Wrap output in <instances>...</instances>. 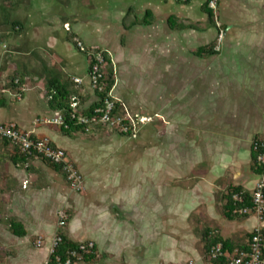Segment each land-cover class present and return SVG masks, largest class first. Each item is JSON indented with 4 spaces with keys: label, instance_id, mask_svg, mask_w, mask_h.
I'll return each mask as SVG.
<instances>
[{
    "label": "crops",
    "instance_id": "1",
    "mask_svg": "<svg viewBox=\"0 0 264 264\" xmlns=\"http://www.w3.org/2000/svg\"><path fill=\"white\" fill-rule=\"evenodd\" d=\"M17 2L16 12L23 8L30 12L26 18L28 21L23 22L25 27L23 35L27 34L31 42L38 40V59L43 65L57 67L64 80L83 81L85 101L82 109L90 108L97 101V96L90 87L89 71L88 76L85 73L76 75L79 68L74 62L75 57L83 53L76 50L68 40L61 42L57 36L61 30L66 31V27L72 28L86 48L104 47L101 50L105 51L111 60L108 69L111 71L112 67L115 69L114 90L115 88L117 90L120 84L119 70L123 68L121 64L116 63L115 54L120 53L121 49L116 40L113 44L111 42V45H106V22L109 19L112 21L119 19L123 29L129 31L124 24L129 10L127 12L122 10L116 18L111 14L107 16L106 13L102 20L92 21L81 20L66 12L61 14V11L69 10L70 7L59 0ZM190 5H182L181 11L177 13L171 10L162 11L157 7L155 10L147 9L137 14L139 19H142L146 11L151 10L155 19L150 26H134L137 33L133 35L129 44L130 55L122 52L127 60L131 59V64L134 60L136 65L134 68L138 67L145 54L141 51L144 40L139 39L140 36H144L145 33L150 36L155 29L162 45L168 48L167 53L172 33L179 32L181 37L189 38L187 41L194 35L196 39L194 43L198 44L194 50L210 45L216 40L217 30L207 28L208 16L204 12V19L192 15ZM218 10V23L221 20L227 32L222 51L220 50L218 55L200 58L195 56L192 50L196 58L202 61L210 59L212 63L214 62L213 65L192 67L194 79L199 76L200 85L196 82L194 114L196 119L200 118L206 126L217 122L226 123L222 126L227 130L228 136L223 138L226 141L217 146L218 142L212 141L213 135L210 136L197 127L196 144L201 141L204 145L210 144L211 147L206 150L208 157L206 163L200 162L193 166L186 161L188 150L180 146L176 148L175 142L172 145L171 134L163 139L161 159L155 157L158 150L154 146L140 148L158 137L155 133L157 125L154 123L146 126V132L142 135L139 132H132L133 134L127 137L106 130L112 135L104 136L98 134L100 130L90 129L73 138L61 135L58 127L45 124L41 119L33 122L32 129L20 128L18 125L20 130L39 138H48L55 147L65 150L68 159L76 164L80 173L82 171L79 164H84L82 169L86 173L82 175L85 178V190L73 191L63 174L48 167L40 158L34 159L30 164L16 165L10 160L14 152L13 146L0 144V252H2L0 259L6 258L4 264H46L57 237L58 214L61 210L71 212L72 217L67 227L70 240L80 244L93 242L95 245L96 260L93 263L79 264H187L190 260H194L196 264H214L205 249L201 236L203 230H213L222 238L239 245H247L249 236L257 228L264 230V221L255 215L243 221L225 218L232 225L230 227L223 225L221 219L224 217L220 211L222 201H219L220 195L226 193L229 184L241 186L252 193L259 177L253 171L252 150L256 138L264 141V0H221ZM54 11L59 13L55 14ZM172 17H177L179 23L195 26L205 24L204 27L198 26L204 30H172L170 26ZM15 18L18 22L22 20ZM95 27H100L103 32L101 36L97 35ZM10 35L14 34H10L9 31L0 34V43L6 41ZM94 36L98 37V40L93 41ZM145 39L147 42L150 41L147 37ZM96 44L100 47H96ZM17 45L14 49L17 53L15 59L9 58L6 65L0 66L1 84L8 82L7 79L16 69V65L24 64L17 60L18 57L28 60L35 53L31 50V53L26 55V52L22 53L20 49L23 43L19 42ZM113 50L116 52L113 53ZM47 60L51 65L45 62ZM170 70L171 67H167L166 81L170 80ZM39 71L40 67L38 81L45 84V77H41ZM177 72L186 75L189 71L187 72L185 67H179ZM85 77L88 80L85 81ZM28 82H31L29 78L26 85ZM210 84L213 91L209 94L208 101L211 109L199 111L197 104L203 100L202 91ZM236 91L246 93L245 97L238 98ZM205 97L208 98L207 95ZM118 102L123 110L121 100ZM48 109L56 115L54 117L60 115L49 105ZM121 114L123 115V111ZM177 114L173 117L181 124L183 116L189 113L186 109L184 115H180L182 112ZM9 121L6 124L13 123ZM45 125H49L48 129L44 127ZM144 134L145 139L142 137ZM83 135H95L96 138H91L93 140L86 144L80 139ZM181 135L185 137L184 133H180L179 138L177 137L178 143L185 140ZM122 137L137 140L135 142L137 145L130 148L128 144L120 141ZM130 149L140 152L136 162L132 164L135 167L133 171L136 172L132 175L122 173V169L117 168L119 164L127 166L126 163L132 161L123 157L129 154ZM146 154L147 161L144 160ZM199 165L209 167V173L203 177V181L191 184L190 176L196 172ZM109 169L114 170L113 174H109ZM228 172H231V175L228 174L230 177L226 180ZM141 174L143 179L139 177ZM42 205H48L47 219L41 211ZM50 217L53 220L46 222ZM12 221L22 225L25 231L23 237L16 236L11 231ZM5 239L10 240V244H7ZM40 239L42 246L38 247L36 244Z\"/></svg>",
    "mask_w": 264,
    "mask_h": 264
},
{
    "label": "rangeland",
    "instance_id": "2",
    "mask_svg": "<svg viewBox=\"0 0 264 264\" xmlns=\"http://www.w3.org/2000/svg\"><path fill=\"white\" fill-rule=\"evenodd\" d=\"M29 1V0H28ZM60 2L65 3V5H68L70 8L69 10L61 11L66 12L70 15H73V17H78L81 20H102L105 18L104 16L107 14H111L112 16L119 17L120 12L123 10H126V12L129 10V8H134L136 10V15L140 14V11L145 12L147 9L155 10L157 7H160L162 11L165 10H171L174 13H177L181 11L182 8H180L182 5H177L174 0H59ZM4 0H0V5H2ZM205 4V0H193L191 5V14L195 15L196 17L205 18V15L202 11V7ZM24 7V6H23ZM22 7V8H23ZM28 13L24 10H18V12H11L12 18H20L22 21L26 23V18L28 16ZM53 13L58 14V11H54ZM104 13V14H100ZM36 16L38 14H35ZM33 15V16H35ZM219 15V10L217 12V16ZM35 16V17H36ZM133 15H131L127 19V23H130L133 20ZM189 24V23H188ZM194 24V23H193ZM219 25L224 26V24L219 20ZM106 29H107V42L106 45H111V42L116 40V43L118 47H120L121 52L115 54V61L118 62L122 66V70H119L121 73L119 74V80L120 84L117 87V90L115 88L114 93H112V96L115 100H121L123 104V118L129 119L131 122V126L133 128V133H138L142 135L146 132L145 128L146 126L150 124L157 125L155 133L158 135L156 140H154L152 143H145L143 147L145 148L147 146H154L156 150H158L156 154V158L161 159L162 153L161 148L163 145V139L166 138L168 134H171L172 137V145L173 142L176 143V148L182 147L186 148L188 150L187 152V162L192 163L193 166L195 164H199L200 162H205L207 160L206 150L211 147L210 144L204 145L203 142L198 141L197 144L195 141L196 139V132L198 128H201L204 133H207L208 135L212 136V141H216L218 143L217 146H221L223 142L226 140H223V138L227 137V130L226 128H222L223 125L226 123H218L214 125L208 124L207 126L202 123L200 118L197 120L194 114L195 111V97L196 92V82H198V77L194 79L193 69L192 67L198 68L201 65L207 66V65H213L212 61L210 59L200 60L196 58L192 54V50L197 48L198 44H195L194 42L196 39L194 38V35L190 38V41H187V37H181L179 32L172 33L171 39H170V48H169V55L167 53L166 45L163 46L161 39L158 38V34H156V29L153 34L148 36V34H144V36H140L139 39L144 40L143 48L141 49L144 56L142 57L143 60L138 65L137 68H134L136 65H134V60L131 64V59L127 60V57L122 54V52H126L127 55H130V41L133 37V35H136V28H132L129 31L123 29L121 21L112 19L107 20L106 22ZM199 27H204L205 24H196ZM92 28V27H91ZM105 28V27H104ZM103 29V28H101ZM135 30V31H134ZM9 29L7 27L0 28V34H6L8 33ZM95 31L98 33L97 35L101 36L103 34L102 30H100V27H95ZM104 31V30H103ZM226 31V30H225ZM10 32V31H9ZM191 33V32H189ZM27 34H22L20 36L14 37V35H10L6 39V41L0 43V66L6 65V62H8L9 58L15 59L17 56V53L14 52V49L18 46L17 44L23 43L22 47L20 48L22 50V53L26 52V55L28 53H31L32 51H35L33 55H31L28 60L24 59L23 57H18L17 60H20L24 62L25 65H29L30 67L33 65L34 68L37 70L40 67V72L42 73V69L44 68L43 62L40 61L38 58H36L35 54L39 55L38 53V40L31 42L29 41ZM61 42H64L67 40V33L66 31L61 30L57 35ZM129 36V37H128ZM218 36V35H217ZM227 36V32H225V37ZM128 37V41L126 42ZM150 39V41L147 42L145 38ZM224 37V39H225ZM218 38V37H217ZM217 38L213 43L215 42L217 44ZM98 40V37L94 36V40ZM212 43V42H211ZM224 42H222L223 48ZM137 45V44H136ZM96 47H100L98 44L95 45ZM128 46V47H127ZM138 47V46H137ZM146 47V48H145ZM102 47L101 49H103ZM124 48V49H123ZM100 49V50H101ZM94 50H99L98 48ZM136 50V49H135ZM222 51V50H221ZM116 50H113V53H115ZM220 52V51H219ZM30 55V54H29ZM7 59V60H6ZM198 59V60H197ZM139 61V60H138ZM48 65H51L50 61H45ZM79 68V72H76V75L86 74L88 76V64H87V58L83 54H79L75 57L74 61ZM137 60H135V63ZM41 63V64H40ZM39 65V66H38ZM219 65V64H216ZM167 67H171V76L170 80L166 81L165 75L167 74ZM179 67H185L187 70V74L180 75L177 70H179ZM21 69H23V66H20ZM112 70L115 72V69L112 67ZM186 72V71H185ZM38 75V74H37ZM42 75V74H40ZM38 76L36 78H31V82H28V84L24 88V100L22 101H15L11 96L6 95V98L8 99V105L5 108L0 109V125H8L6 122H10L11 120L16 125H19L20 128L25 129H32L33 122L37 121L38 119L44 120L46 118H53L56 116L54 113L50 112L47 105L46 100V85L43 82L38 81ZM163 81H161V80ZM185 79V80H184ZM88 80L87 77H85V81ZM8 81V79H7ZM43 81V80H41ZM150 83V85H149ZM1 84V83H0ZM149 85V87H148ZM199 85V82H198ZM200 86V85H199ZM207 86V85H206ZM148 87V88H147ZM205 88V86H204ZM154 89V90H153ZM213 91H212V84L208 85L206 89L202 91L203 93V100L200 103L198 102L197 110H210L209 107V97ZM215 92V91H214ZM238 98L245 97L246 93H242L241 91H236ZM205 95L208 96V98L205 97ZM200 96V93L199 95ZM189 113L188 115H184V112ZM181 113L180 115L183 116V121L180 124L178 121H175L174 115H178L177 113ZM4 123V124H2ZM45 128L48 129L49 125H45ZM198 127V128H197ZM197 128V129H196ZM101 131V132H100ZM98 133L99 135L109 136L112 135V133H109L105 131V129L100 130ZM215 131V132H214ZM184 133L185 137L181 135L182 139H185L183 142L178 143L179 141V134ZM210 136L208 138L210 139ZM137 137V134H136ZM144 139L146 138V135L144 134L142 136ZM178 137V138H177ZM91 138H96L95 135H86L81 136L80 139L83 141V143H88L89 140H93ZM199 138H201L199 136ZM120 141L125 144H128L130 148H134L137 144V140L133 138H125L122 137ZM128 142V143H127ZM139 142V140H138ZM171 145V146H172ZM173 147V146H172ZM203 150V153H200ZM140 154L139 151H133L130 149V152L128 155L123 156L126 159H132V161H129L127 166H121V164L118 165V169H122V173H127L128 175H132L134 170V164L136 159L138 158V155ZM203 154V155H200ZM85 155V154H83ZM147 154L145 155L144 160L147 161L146 158ZM80 158L83 159V156ZM210 158V156H209ZM150 162V161H149ZM114 161L112 162L113 165ZM75 164V163H74ZM82 163L79 164V167L81 168L82 173H86L84 169H82ZM11 166V164H9ZM12 167V166H11ZM84 167V166H83ZM196 172L190 176L191 184H194V182L203 181V177L207 175L209 167H203L201 165L197 166ZM211 167V166H210ZM13 168V167H12ZM114 170L109 169V174H113ZM136 173V172H135ZM209 173V172H208ZM231 172L227 173V179L229 180V175ZM231 175V174H230ZM142 177V174L139 176ZM195 178V179H194ZM143 179V178H141ZM189 179V180H190ZM85 183V178H84ZM85 190V189H84ZM220 191V190H218ZM222 192V191H220ZM84 193V191L82 192ZM82 193H75V194H82ZM48 205H42L41 211L43 212L44 216L47 214L46 211H48ZM67 211V210H66ZM82 213V211H80ZM49 214L46 215V219L48 218ZM45 219V218H44ZM50 220H53V218H49V220H46V222L49 223ZM222 224L230 227L232 225L231 222L225 220V218L221 219ZM7 237V236H6ZM2 242L3 239H1ZM7 244H10V240H6ZM17 242V240H16ZM2 254V252H0ZM6 258H1L0 262L4 264V260Z\"/></svg>",
    "mask_w": 264,
    "mask_h": 264
},
{
    "label": "trees",
    "instance_id": "3",
    "mask_svg": "<svg viewBox=\"0 0 264 264\" xmlns=\"http://www.w3.org/2000/svg\"><path fill=\"white\" fill-rule=\"evenodd\" d=\"M177 4L180 5H190L193 0H175ZM18 6L17 0H4L2 6H0V28L7 27L9 29L10 34H14L16 36H20L24 33L25 27L22 20L18 22L16 18H12L11 12H16V7ZM202 11L208 16V23L207 28H215L218 32L221 30L225 31V26L219 27L218 26V17L217 13H215L210 7L209 3L206 2L203 7ZM133 15L134 19L127 23V19ZM155 19L154 13L151 10L146 11L144 17L139 19V17L135 13L134 8H130L126 14L125 19V28L131 29L134 26H150ZM170 26L172 30L182 31V30H200L203 28H199L198 26L192 24H185L179 23V19L177 17H172L170 19ZM204 30V29H203ZM67 32V40L74 45L76 50L80 53L86 55L88 64H89V75H92L94 67L98 65L99 71L97 74V85L94 89V93L97 96V101L88 109H82V104L85 101L84 96V89L85 86L79 84L76 80H64L61 76V73L58 71L57 67H47L43 66V72L40 74L41 77H45V84H46V99L48 102L49 107L55 111L59 112L60 115L64 118L65 124L63 126L58 127L59 133L65 137L73 138L80 133H86L87 129L93 130H103L117 132L123 136L130 137L133 133V128L130 127V130L127 133L120 132L118 130H112L108 127V124L101 122V114H96L95 111L98 108H102L105 105V100H110L115 103V110L113 115H121L122 106L121 104L116 101L113 96L112 92L116 85V77L110 69H108V65L111 64V60L108 57V54L103 50H93L89 48H80L78 46L79 42H82L80 38L72 31L71 27H66ZM218 40V38H217ZM217 44L214 42L207 46H202L193 51V54L200 58H207L210 56L218 55L219 52L216 51ZM20 50V49H19ZM102 55L103 63H99L97 61L96 56ZM37 57V55L35 54ZM38 58V57H37ZM20 65H23V69L20 68ZM40 72V71H39ZM38 70L33 66L25 65V64H18L16 65V69L10 74L8 78V82L6 83L7 88L15 89L16 87H25L28 78H36L38 75ZM16 81L18 85H16ZM8 99L6 96H0V108L7 107ZM112 115V116H113ZM85 118L89 122L82 123L81 119ZM124 124L126 126H131V122L129 119L124 118ZM18 126V125H17ZM19 128V127H18ZM34 138H37L34 134H32ZM264 141L256 138L253 143V150H252V166L253 171L260 175L263 172V168L258 164V155L264 151L262 147ZM0 144L6 146H13L14 152L10 156V160L15 163L16 165H26L30 164L36 156L28 155L21 151V149L14 144L9 139L3 138L0 136ZM51 145L55 148V146L51 143ZM68 157V155H67ZM44 163L48 165L51 169L56 172L63 174L66 179V174L64 169L61 165L54 164L45 158H40ZM240 195L243 199V202L240 203L234 200V195ZM221 198V199H220ZM219 201H222V207L220 208L221 214L227 220H239L243 221L245 219L250 218L254 215V212L241 215L237 212L239 209L247 207H252V196L251 193L244 190L241 186H236L234 184H229L226 187V193L220 195ZM68 214V220L64 227H59L57 238L59 239L58 244L55 247V251L50 256V261L53 264H65L68 260H71L72 264H79L81 262L85 263H93L96 260L95 256V245L90 250H82L81 247L87 245L88 243H75L68 237L67 227L69 221L71 219V212L66 211ZM251 212V211H250ZM264 221V217H263ZM10 229L14 233V235L23 237L25 235L24 228L20 223L12 221L10 224ZM264 236V230H261ZM254 233H252L249 237V243L247 245H239L231 240H226L222 238L217 232L205 229L202 231L201 236L205 243V249L207 255L209 256L210 251L213 246L217 244H222L224 251L228 252L230 255L234 253L236 249L239 250H248L250 245V240L252 239ZM76 253V256L73 257V253ZM230 257L224 256L218 260L213 261L214 264H229Z\"/></svg>",
    "mask_w": 264,
    "mask_h": 264
},
{
    "label": "built area",
    "instance_id": "4",
    "mask_svg": "<svg viewBox=\"0 0 264 264\" xmlns=\"http://www.w3.org/2000/svg\"><path fill=\"white\" fill-rule=\"evenodd\" d=\"M185 1V0H184ZM209 7L215 12H218L219 4L221 0H207ZM219 27L221 25L218 24ZM225 31L221 30L218 36V42L216 46V51L221 50L222 42L224 41ZM78 46L84 48V43L79 42ZM94 50V49H93ZM99 63H103L102 55L96 56ZM99 71L98 65L94 67L92 75L90 77V87L94 91L97 85V74ZM79 84H82L83 81L79 79H74ZM7 84H0V96H11L15 101H21L24 97V88L25 87H16L15 89H9L6 87ZM16 85L18 82L16 81ZM115 110V103L110 100H105V105L102 108H98L95 113L101 114V122L108 124V127L112 130H118L120 132L127 133L132 126H126L124 124V118L121 115H113ZM113 115V116H112ZM43 123L53 125L56 127L63 126L65 124L64 118L62 115L57 117L42 120ZM82 123H88L89 121L85 118L81 119ZM86 131H89L87 129ZM0 136L6 139L11 140L16 144L22 152L36 156V158H45L46 160L61 165L66 174V179L70 188L75 192H81L84 189V176L76 164L70 161L67 157L65 150L51 145V141L48 138H34L31 133L22 131L14 123L8 125H0ZM264 148V143L262 145ZM258 164L263 168V172L259 175L258 181L254 191L251 193L252 196V207L245 206L244 208L239 209L237 212L241 215H247L254 212V215L257 216L261 221L264 217V151L258 155ZM234 200L242 203L243 199L240 195H234ZM251 211V212H250ZM68 220V214L66 210H61L58 214V228L64 227ZM262 229L257 228L253 233V237L250 240V245L248 250H239L236 249L232 255L224 251L222 244H217L212 247L209 258L211 261L218 260L224 256L230 257L229 264H264V236L262 234ZM59 239L56 237L54 242V247L52 253L55 251V247L58 244ZM38 247L42 246V240L40 239L36 244ZM94 247L93 242H89L87 245L81 247L82 250H90ZM73 257L76 256L74 252ZM46 264H53L50 259ZM65 264H72L71 260H68ZM187 264H196L194 260H190Z\"/></svg>",
    "mask_w": 264,
    "mask_h": 264
}]
</instances>
